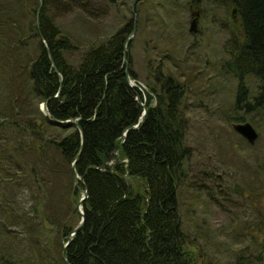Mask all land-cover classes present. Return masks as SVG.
Here are the masks:
<instances>
[{"label":"trees","instance_id":"1","mask_svg":"<svg viewBox=\"0 0 264 264\" xmlns=\"http://www.w3.org/2000/svg\"><path fill=\"white\" fill-rule=\"evenodd\" d=\"M126 1L130 4V0ZM216 1L234 9V15H229L233 23L225 29L228 59L219 71L236 81L232 113L250 116L247 121L255 127L253 117L264 118V0ZM114 4L116 0H42L36 28L34 14L38 0H0V26L7 25L16 37L9 38L11 42L7 45L19 52L26 50L30 40L34 44L33 57L26 61L21 77L11 74L13 81L18 77L21 83L15 86L17 96L10 97V113L1 124L10 128L8 136L24 134L26 143L15 145L4 141L5 148L0 153L21 168L17 182L11 185L14 191L24 180L30 183L33 180L37 190L42 189L48 181L42 179L44 183L40 186L38 176L55 175L60 182L66 175L72 182L71 164L77 157L74 172L82 178L87 196L81 205L82 226L65 249L68 264H195V258L184 249L189 241L181 232L176 202L175 179L184 177L185 161L190 154L185 142L186 120L180 108L184 85L174 75L163 73L160 64L148 67L144 90L128 67L126 75L135 87L127 85L121 52L131 29V17L120 28L83 49L60 31L51 11L78 10L95 18ZM5 39L8 38L0 36L1 47ZM79 49L82 50L74 61L63 57ZM13 65L20 67L15 61ZM245 79L256 82V92L250 93ZM59 85L60 92L54 97ZM26 95L37 103L45 102L48 116L35 110L28 119L21 108L17 113L16 106L26 101H18L17 97ZM136 97L139 101L144 99L146 113L142 123H139L142 107L135 102ZM241 119L226 117L234 124ZM67 121L78 126L81 137ZM135 125V130L129 129ZM125 130L115 162L101 168L120 144ZM6 135L0 134L1 138ZM18 152L22 153L21 160ZM3 159L1 156L0 174L3 176L7 170L11 180L16 176L15 170L10 165L4 168ZM37 165L43 167V173ZM4 185L5 181L0 186L1 199ZM65 193L66 214L61 220L42 211L46 199L54 196L51 191L35 193L30 217L20 214L11 220L27 234L22 248L26 249L25 254L13 243L16 247L14 251L11 249L10 256L18 258L14 264H64L61 260L64 238L79 222L74 207L77 201L74 196L78 197V193L73 185L71 189L65 188Z\"/></svg>","mask_w":264,"mask_h":264},{"label":"rangeland","instance_id":"2","mask_svg":"<svg viewBox=\"0 0 264 264\" xmlns=\"http://www.w3.org/2000/svg\"><path fill=\"white\" fill-rule=\"evenodd\" d=\"M136 3L137 27L127 47V68L144 90L148 67L160 64L163 73L174 75L185 90L180 108L186 120L185 142L190 154L185 161L184 177L175 179L178 182V188L175 186L178 190V222L189 241L184 249L195 258V264H264V118L253 117L255 127H251L257 133V139L252 146L231 130L230 124L234 123L226 117H242L239 124L248 123L247 119L251 117H243L241 112L232 113L236 81L219 71L228 59L225 49L228 33L225 29L232 25L229 15H234V12L216 0H138ZM190 3L198 7L194 33L188 32ZM128 8L129 1L116 0V4L106 7L104 10L107 11L95 18L78 10L61 13L53 8L51 11L60 31L84 49L128 21L131 17ZM192 16L195 15L192 13ZM1 35L8 38L4 40L5 48L0 46V134L7 133L3 138L0 136V149H4V141L15 145L26 143L24 134L8 136L10 128L1 124L10 113V97L17 96L15 86L21 83L20 78L13 81L12 76L21 77L26 61L33 57L34 44L30 40L26 50L21 49L19 53L16 47L7 45L11 42L9 38L13 40L16 37L3 23ZM81 50L63 57L74 61ZM14 61L20 67L14 68ZM245 80L250 93L256 92V82ZM58 88L60 92V85ZM17 99L21 102L26 99L22 106H16L17 113L21 108L28 119L32 118L35 110L41 113V104L33 101L30 95ZM16 155L20 160L23 158L21 152ZM1 156L4 157V168L10 165L16 176L8 179L11 174L7 175V170L3 176L0 174V186L5 181L2 188L4 196L0 198V264H14L18 258L10 256L16 247L13 243L22 249L27 234L11 220L20 214L30 217L36 201L35 193L41 195L50 191L54 196L46 199L42 211L61 220L66 214L65 188L70 186L71 189L72 182L66 175L60 182L55 175L38 176L40 186L41 182L44 183L42 179L48 181L42 189L37 190L33 180L32 183L24 180L14 191L11 185L17 182L21 168L2 153ZM31 164L29 162V166ZM37 167L43 173V167ZM80 197L78 194L74 199ZM5 203L7 207H3ZM81 205L79 210L83 215ZM22 251L23 254L27 252L26 249Z\"/></svg>","mask_w":264,"mask_h":264},{"label":"water","instance_id":"3","mask_svg":"<svg viewBox=\"0 0 264 264\" xmlns=\"http://www.w3.org/2000/svg\"><path fill=\"white\" fill-rule=\"evenodd\" d=\"M137 1L138 0H131V2L129 4V12L131 14V22H132V24H131V29L129 31V34L126 37L125 42L123 44L122 52H121L122 60L124 62L125 80H126V83H127V85L129 87H132V86H131V83H130V81L128 79V76L126 75V71H127V47L129 45L130 40L132 39V37H133V35H134L135 31H136V27H137L136 14H135V11H134V6H135ZM41 3H42V0H38V5H37V8H36L35 14H34L36 28H37V18H38V13H39V9H40ZM232 12H234V9H232ZM194 15L195 16H192V14H190V22H189L188 32H191V33H194L196 31L195 22H196V17H197L198 14L195 13ZM37 34H38V37H39V40H40L41 44H43L42 37L40 36L38 31H37ZM45 53H46V55L48 57L49 65L52 68L53 73L56 75V77L58 79V83L60 84V78H59V76H58V74H57V72L55 70V67H54V65L52 63V60L50 58V54H49L47 49H45ZM58 92H59V90H57V92L54 95V97H57ZM134 100H135V102L138 105H140L142 107V112H141V115H140V118H139V123H142V121L144 119V116H145V113H146V109L140 103V101L138 100L137 97ZM40 109H41V113H42L43 116H48V113H47V110H46V107H45V102L41 103ZM65 123H70L71 125H74L76 127L80 137H81L80 129L78 128V126L73 121H67ZM60 124H61V122H60ZM136 128H137V126L135 125L133 127H130L129 129L130 130H135ZM230 128L236 135H238L240 138H242L250 146H252L254 144V142L256 141V139H257V133L255 132V130L251 127V125L249 123L230 124ZM126 132L127 131L125 130L122 133V135H121L122 136V140H121L120 144L114 148L113 152L108 157V159L101 164V168L104 166V164L110 165V164L115 162V160L117 158V149L124 142ZM79 153H80V151H79ZM76 159H77V157H76ZM76 159L71 164V173H72V185H73V188L81 196L77 200L76 205H75V212L80 217V219H79L78 224L64 238V244L62 245V252H61V260H62V262L64 264H68L67 259H66L65 249L68 246V244L70 243L72 236L74 234H76L79 231V229L81 228V226H82L83 215H82L81 211L79 210L80 209L79 207L82 204V202L86 199V196H87L85 186L82 183V178H78L76 176L75 172H74V164L76 163ZM96 170L97 171H101V169H99V168H96ZM79 184H80L81 188L78 187Z\"/></svg>","mask_w":264,"mask_h":264},{"label":"flooded vegetation","instance_id":"4","mask_svg":"<svg viewBox=\"0 0 264 264\" xmlns=\"http://www.w3.org/2000/svg\"><path fill=\"white\" fill-rule=\"evenodd\" d=\"M197 6L195 5V4H192V3H190V4H188V9L191 11L190 12V14H195V13H197ZM193 9H194V11H193ZM190 16V15H189ZM190 22V21H189Z\"/></svg>","mask_w":264,"mask_h":264}]
</instances>
